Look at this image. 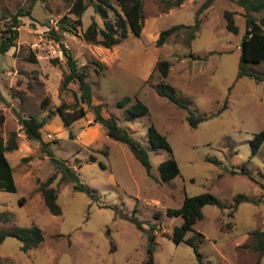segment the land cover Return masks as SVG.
<instances>
[{
    "label": "rangeland",
    "instance_id": "1",
    "mask_svg": "<svg viewBox=\"0 0 264 264\" xmlns=\"http://www.w3.org/2000/svg\"><path fill=\"white\" fill-rule=\"evenodd\" d=\"M88 2L0 0L3 21L18 8L31 12L19 16L15 43L0 53V113L4 116L0 133L6 140L16 132V148L5 155L17 186L16 191L0 188V211L11 213L8 220L0 217V230L36 223L44 235L26 251L20 248V239L6 235L0 241V264H140L150 231L155 235L154 264H196L192 246L171 236L183 216L168 215L166 210L180 206L186 194L204 190L227 203L238 193L249 198L235 207H202V217L188 233H196L200 240L205 263L264 264V251L254 247L252 233L264 228V141L255 152L251 150L254 133L264 128V60L248 63L259 78L238 74L246 22L243 7L236 0H184L172 7L161 0H142L141 34L129 33L121 42L105 47L82 37L92 18L103 24L92 5L83 11L81 25L59 26L64 16L63 23L71 24L77 3ZM226 8L235 11L236 32L225 26ZM198 10L200 25L190 45L186 28L156 43L161 29L192 24ZM52 27L58 29L60 40L50 33ZM61 42L78 64L88 66L92 102L102 103L103 114L113 113L119 126L144 146L150 172L128 144L107 135L90 109L70 125L63 123L56 107L65 102L70 109L79 100V89L75 81L61 86L69 68ZM161 57L170 62L166 76L155 68ZM160 81L171 84L175 97L205 118L190 125L188 109L153 88ZM124 95L130 101L117 105ZM136 98L148 106V112L127 120L125 107ZM48 114L40 128L42 138L93 192L75 188L74 181L62 180L58 171L52 185L58 192L60 214L49 211L38 189L40 181L57 171L55 163L32 131L19 122V117ZM151 123L166 134L171 152L150 143L147 128ZM171 156L179 173L162 180L158 165Z\"/></svg>",
    "mask_w": 264,
    "mask_h": 264
},
{
    "label": "trees",
    "instance_id": "2",
    "mask_svg": "<svg viewBox=\"0 0 264 264\" xmlns=\"http://www.w3.org/2000/svg\"><path fill=\"white\" fill-rule=\"evenodd\" d=\"M167 4V7L179 6L184 0H161ZM244 9L245 15V33L241 40V52L239 59L238 74H247L259 78L258 72L248 66V63H256L264 60V0H236ZM88 5H92L94 11L103 18V24L100 25L95 18L82 29V37L94 44H100L105 47H111L114 44L121 42L129 33L136 36L141 34L142 30V0H89L88 3H77L75 8L76 16L71 18V24L65 18L60 19V28L66 29L68 25L76 27L82 24V14ZM110 12L113 14L110 15ZM199 10L196 12L195 20L192 24L176 23L159 31L156 38L157 44H162L168 36L179 30L180 28L189 29V36L186 44L190 45L191 39L195 36L196 30L200 25ZM257 13L254 14V13ZM31 14L30 9L18 8L12 14L9 20L3 21L0 17V53H4L11 45L15 43L18 37V26L20 24V15ZM223 17L225 19V26L227 29L236 32L238 26L235 22V11L231 9H224ZM62 24V25H61ZM58 29L53 27L50 33L58 40L61 39V34L57 32ZM63 53L67 57L68 71L64 74L61 86L64 87L70 81H75L78 85L79 95L76 94V104L67 107L65 102L57 105L56 110L65 125H70L74 120L82 117L87 112V108L92 112L93 120L101 123L108 136L120 140L129 145L131 150L138 157L140 162L145 166L146 170L150 172L151 163L144 146L126 129L119 126L117 118L113 113L104 115L102 112V103H93L92 83L88 79L89 68L86 65L78 64L69 49L61 42ZM33 60L36 59L32 56ZM98 65H101L99 60H95ZM155 68L158 69L163 76H166L170 70V62L167 58L161 57L156 60ZM156 92L164 97L174 101L177 105L186 107L189 111L187 119L192 126L205 118L204 115L194 113L184 100L177 99L174 95V89L171 84L166 81H160L152 84ZM131 97L124 95L117 100V105L124 106ZM86 105V107L83 104ZM125 118L133 120L148 112V106L139 98L125 107ZM48 114L45 117L38 118L35 115L27 117H19V122L26 128L32 131V136L39 140L41 148L47 152L50 158L55 163L57 171L52 172L45 180L38 184V189L41 192L45 205L50 212L60 214L62 212L61 206L57 201L58 192L52 182L57 176V172H61L62 180H73L74 187L93 194V192L81 181L75 168L67 164L64 160L57 158L52 148L48 147L49 141L42 138L40 128L46 123ZM3 114L0 113V124L3 121ZM71 134V133H70ZM147 135L150 143L153 146L164 147L171 152L172 148L165 133H162L151 123L147 128ZM16 132L12 131L10 136L5 140L0 133V188L7 191H16L17 186L13 177L12 165L5 155V151L16 148L15 142ZM264 141V128L255 132L251 139V150L255 152L261 143ZM104 166L103 163H101ZM160 178L162 180H169L179 173V167L174 157L166 158L160 161L158 165ZM262 186H264L262 184ZM23 198H20L22 201ZM249 198L242 193L235 195L234 200L227 203L221 200L213 192L204 190L202 192L188 195L186 194L183 201L178 207H168L166 212L168 215H182L183 221L179 225H175L172 229V238L179 242L181 240L187 242L192 246L196 255V264H206L203 260V251L200 249V240L196 233H188L194 229V223L202 217V207L205 204H214L220 208L235 207L240 200ZM254 201V200H253ZM1 219L8 220L11 218V213L8 211H0ZM194 231V230H193ZM255 238L254 247L260 251H264V228L255 229L252 231ZM13 235L21 240L20 248L28 250L31 247L37 246L44 238L43 230L40 225L32 223L29 226L13 225L9 229L0 230V241L6 235ZM149 245L146 249V255L140 264H154L153 246L155 235L152 231L148 233ZM109 264V263H104Z\"/></svg>",
    "mask_w": 264,
    "mask_h": 264
}]
</instances>
